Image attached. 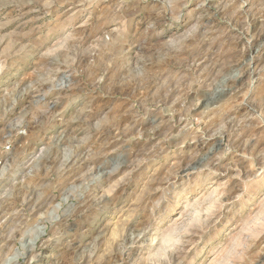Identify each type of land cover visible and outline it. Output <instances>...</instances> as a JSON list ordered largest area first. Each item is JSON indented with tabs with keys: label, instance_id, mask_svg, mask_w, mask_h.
<instances>
[{
	"label": "rangeland",
	"instance_id": "374dc122",
	"mask_svg": "<svg viewBox=\"0 0 264 264\" xmlns=\"http://www.w3.org/2000/svg\"><path fill=\"white\" fill-rule=\"evenodd\" d=\"M0 264H264V0H0Z\"/></svg>",
	"mask_w": 264,
	"mask_h": 264
}]
</instances>
